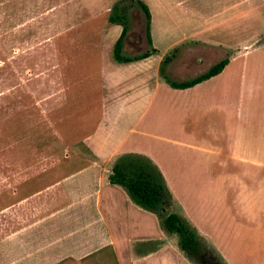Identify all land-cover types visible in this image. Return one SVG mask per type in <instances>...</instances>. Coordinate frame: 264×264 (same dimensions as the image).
<instances>
[{"label": "rangeland", "instance_id": "374dc122", "mask_svg": "<svg viewBox=\"0 0 264 264\" xmlns=\"http://www.w3.org/2000/svg\"><path fill=\"white\" fill-rule=\"evenodd\" d=\"M20 1L16 6L10 0H0V207L35 191L47 179L52 167L49 158L71 156L76 150L69 146L94 130L103 106L99 70H111L108 65L117 64L111 58L108 40L114 25L108 30L105 27L109 6L102 8V2L84 6L88 11L102 9L97 20L82 21L77 18L84 13L82 6H73L69 14L61 0L51 4L39 0L30 7V12L36 10L35 18L28 20L27 0ZM7 9L8 15L3 16ZM142 22L139 11L131 8L122 53L149 47L140 35ZM96 39L106 45L101 55L92 47ZM165 51L162 47L151 53L144 64H154L168 54ZM227 55L219 48L201 51L180 46L164 65V72L176 81L189 79ZM235 56L236 60L190 92L182 93L160 79L152 105L137 126L148 135L130 133L124 143L133 144L157 167L170 194L167 210L183 217L224 264H264V167L229 162L226 173H240L247 181L230 186L223 204L213 201L210 191L216 176L210 173H219L215 163L222 160L221 152L233 150L237 140V150L264 161V53ZM190 104L192 110L187 108ZM119 123L121 131L127 128V122L119 119ZM186 127L195 129L200 147L218 153L177 151L159 138L172 137L174 131L182 133ZM225 131L235 138L229 136L232 144L227 141L225 145L222 140ZM245 191L252 199L251 207L260 208L259 212L240 214L232 210L234 206L230 208L229 197ZM257 203L259 207H255ZM139 218L142 229L132 237L139 240L148 235L152 239L136 242L134 251H152L164 244L165 252L175 254V264H195L179 249L176 235L163 230L154 213L144 209Z\"/></svg>", "mask_w": 264, "mask_h": 264}, {"label": "crops", "instance_id": "0c3cea01", "mask_svg": "<svg viewBox=\"0 0 264 264\" xmlns=\"http://www.w3.org/2000/svg\"><path fill=\"white\" fill-rule=\"evenodd\" d=\"M38 1L25 2L29 8L26 14L28 20L35 18L36 10L30 12V7L37 5ZM116 1L61 0V3L68 6L70 14L75 5L82 6L83 9L84 6H93L97 2H102L104 9L109 6L105 9L109 11ZM141 1L149 10L150 43L155 52H159L162 47L165 52H170L188 45L201 51L219 48V51L229 54L226 57L227 63L221 70L238 58L235 54L264 53V0ZM10 2L17 6L21 1ZM51 3L52 0H49V4ZM102 8L96 11L83 9L84 13L77 18L82 21L97 20L100 17L98 11ZM8 13V9L4 10L3 16ZM110 24L108 22L105 25L106 30ZM113 25L108 35L111 49L121 30L120 25ZM103 31L105 30H101ZM103 45L102 41L96 39L92 47L98 49L101 55L106 47ZM161 59L162 57H158L154 64H144L149 56L126 63H118L112 59L117 64H109L111 70H99L103 106L94 130L69 146L76 150L71 156L49 158L52 167L48 170L47 179L35 191L19 197L12 204L0 207V264H167L171 261V264H175V254L165 252L167 247L164 244L152 251L133 250L136 242L152 239L148 235L141 236L142 239L139 240L132 237L142 229L143 222L139 221L142 219L139 216H142L144 209L134 204L121 186L108 182L110 168L119 155L142 152L134 149L133 144L125 146L124 139L130 133L137 136L148 135L143 130H137V126L148 113L159 88V80L163 79L158 73ZM68 65L71 64L66 62V66ZM99 67L102 65L99 64ZM199 83L174 89H182L181 92L186 93ZM192 107L190 104L187 108L192 110ZM119 119L123 124L127 122V128L123 131L120 130ZM181 131L182 133L179 131L177 134L174 131L172 137L162 135L159 138L172 144L177 151L191 152L200 149L209 154L218 153L198 145L195 129L186 127ZM229 136L228 131L222 134L225 145L227 141L230 142ZM230 137L235 139L232 135ZM237 142L233 143L232 151L221 152L222 160L215 163V170L219 173H210L213 178L216 175L215 180L212 179L210 183L211 196L213 201L215 198V201L222 204L225 203V193H230V186L234 187L235 183L239 186V183L245 184L247 181L240 173H226L229 162L264 167V161L253 153L237 150V145H240L238 140ZM71 159L76 162L71 163ZM247 193L240 192L229 197L230 208L234 206L232 210L235 209L240 214L243 211L250 214L251 211L260 209L251 207L252 199L247 197ZM260 194L257 193L256 197L259 199L255 198L254 202L261 199ZM259 205L257 203L255 207ZM255 213L254 217L257 215Z\"/></svg>", "mask_w": 264, "mask_h": 264}, {"label": "trees", "instance_id": "16d2710c", "mask_svg": "<svg viewBox=\"0 0 264 264\" xmlns=\"http://www.w3.org/2000/svg\"><path fill=\"white\" fill-rule=\"evenodd\" d=\"M131 8L141 13L143 22L140 35L143 36L149 47L138 53L124 54L122 46L127 32V15ZM107 21L121 26L120 33L111 49V57L115 62L126 63L142 59L156 51L151 47L150 14L143 1L117 0L109 9ZM173 51L174 49L162 57L158 67L159 75L173 88H186L199 83L219 73L227 63V58L224 57L198 75L176 82L168 78L164 72V65L170 61ZM108 182L121 186L134 204L154 213L163 230L176 235L179 249L191 262L195 264H224L214 249L200 238L195 229L183 217L167 210L170 205V194L159 170L147 157L135 153L119 155L110 168Z\"/></svg>", "mask_w": 264, "mask_h": 264}]
</instances>
